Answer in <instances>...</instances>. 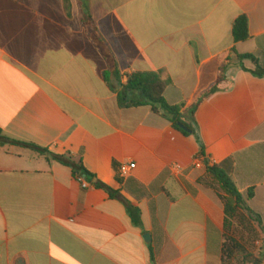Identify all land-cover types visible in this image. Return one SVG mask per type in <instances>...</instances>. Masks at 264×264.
I'll list each match as a JSON object with an SVG mask.
<instances>
[{
    "label": "crops",
    "instance_id": "1",
    "mask_svg": "<svg viewBox=\"0 0 264 264\" xmlns=\"http://www.w3.org/2000/svg\"><path fill=\"white\" fill-rule=\"evenodd\" d=\"M244 15L250 39L235 43ZM106 49L123 84L133 72L170 79L165 99L185 106L186 122L232 63L196 114L198 140L149 106L121 107L104 79ZM233 49L264 66V0H0V130L82 154L96 176L84 188L71 168L0 142V264H224L225 194L205 159L241 193L254 188L249 207L264 228V78L235 65ZM115 162L132 165L123 184Z\"/></svg>",
    "mask_w": 264,
    "mask_h": 264
},
{
    "label": "trees",
    "instance_id": "2",
    "mask_svg": "<svg viewBox=\"0 0 264 264\" xmlns=\"http://www.w3.org/2000/svg\"><path fill=\"white\" fill-rule=\"evenodd\" d=\"M87 23L92 27L94 26L93 19L90 15L87 17ZM232 35L235 43L246 42L250 39V28L249 19L247 16L239 17L232 30ZM105 53L111 62V70L105 72L104 79L109 88L117 93L119 105L123 108L141 107L149 106L152 108L153 112L156 114L162 113L171 124L172 128L180 133L182 136L197 137L195 126V117L202 106V104L212 95L220 91V88L227 81L226 73L232 63L227 64L219 71L218 79L213 83L208 89L202 91L198 98L195 100L194 104L190 108V118L191 121L186 122L184 105L172 106L165 99V91L172 84L170 79H163L162 72H133L126 75V84L122 83V75L119 71L116 59L113 57L109 50H105ZM233 55L236 57L237 63L235 65L241 66V68L252 73L254 76L259 78H264V66L260 65L259 61L250 54L240 55L235 49L232 50ZM245 61H252L256 65L255 71H249L244 66ZM134 93L139 96L138 100H132L128 97V94ZM179 124L184 125L190 132L184 131L179 127ZM0 142L2 143H12L15 145L24 146L37 152L43 156H46L49 161L58 162L64 166H67L73 170L75 178L83 177L88 183L96 178L94 174L89 172L83 162L82 154L80 159L75 161L73 156L69 153L67 155H55L47 149H43L31 143L20 142L16 140L9 139L5 137L3 132L0 130ZM200 155L205 157L204 149L201 150ZM205 165L207 172L213 176V178L219 184L221 191L225 196H219L225 204V214H226V241L223 247V263L227 264L228 259H232L236 250L244 248L236 241L232 236L234 232L235 222L238 220H246L245 213L248 216L247 221L249 224L257 223L261 228L262 222L261 217L256 215L252 209L249 207V202L253 200L255 196L254 188L247 191L246 194L240 192L236 183L232 179L231 173L224 168L222 165H211L210 162L205 159ZM114 170L116 172V180L118 183H124V177L121 174V166L118 163L113 164ZM132 182V181H131ZM130 182V183H131ZM129 183V185H130ZM96 188L105 190L112 198L121 199L118 191L104 185L103 183H97L94 185ZM264 229V228H263ZM152 260L155 263L154 256ZM244 264H263L264 260L252 255L246 254L244 256Z\"/></svg>",
    "mask_w": 264,
    "mask_h": 264
},
{
    "label": "rangeland",
    "instance_id": "3",
    "mask_svg": "<svg viewBox=\"0 0 264 264\" xmlns=\"http://www.w3.org/2000/svg\"><path fill=\"white\" fill-rule=\"evenodd\" d=\"M199 156L201 158V155ZM244 215L246 220L241 219L235 222L232 235L244 250H236L233 258L227 260V264H244L243 259L247 253L264 260V229L257 223L249 224L247 214Z\"/></svg>",
    "mask_w": 264,
    "mask_h": 264
},
{
    "label": "built area",
    "instance_id": "4",
    "mask_svg": "<svg viewBox=\"0 0 264 264\" xmlns=\"http://www.w3.org/2000/svg\"><path fill=\"white\" fill-rule=\"evenodd\" d=\"M132 165H125L121 167V174L122 176L126 175L130 169H131ZM77 181L84 187V188H88L90 185L89 183L83 178V177H78Z\"/></svg>",
    "mask_w": 264,
    "mask_h": 264
},
{
    "label": "water",
    "instance_id": "5",
    "mask_svg": "<svg viewBox=\"0 0 264 264\" xmlns=\"http://www.w3.org/2000/svg\"><path fill=\"white\" fill-rule=\"evenodd\" d=\"M179 127H180L182 130H184V131L190 132V131L188 130V128H186V127H185L184 125H182V124H179ZM145 240H146L147 243H150V242H151V236H150L149 234L145 235Z\"/></svg>",
    "mask_w": 264,
    "mask_h": 264
}]
</instances>
